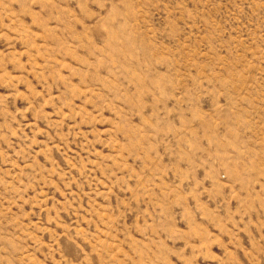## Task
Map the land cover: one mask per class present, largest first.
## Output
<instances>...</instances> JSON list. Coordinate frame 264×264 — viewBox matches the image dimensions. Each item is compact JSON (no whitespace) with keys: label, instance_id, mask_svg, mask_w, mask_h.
<instances>
[{"label":"rangeland","instance_id":"374dc122","mask_svg":"<svg viewBox=\"0 0 264 264\" xmlns=\"http://www.w3.org/2000/svg\"><path fill=\"white\" fill-rule=\"evenodd\" d=\"M0 264H264V0H0Z\"/></svg>","mask_w":264,"mask_h":264}]
</instances>
